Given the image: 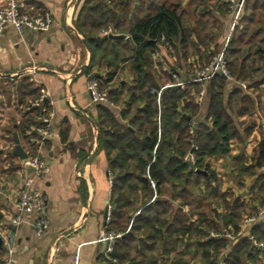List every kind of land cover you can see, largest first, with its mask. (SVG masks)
Listing matches in <instances>:
<instances>
[{"label":"crops","instance_id":"0c3cea01","mask_svg":"<svg viewBox=\"0 0 264 264\" xmlns=\"http://www.w3.org/2000/svg\"><path fill=\"white\" fill-rule=\"evenodd\" d=\"M5 1L0 0V6ZM15 1L22 13H49L52 24L45 32L26 29L17 32L8 25L0 33V226H6L15 236L12 264H70L75 253L79 255V264H105L104 245L98 239L106 226L104 212L110 205L114 176L119 172L118 169L117 172L112 171L114 167L102 135L106 128L101 125L103 131L100 134L99 124L107 112L116 122L129 127L133 113L126 117L123 114L129 98L125 88L132 84L134 77L128 65L134 58L135 46L127 35L113 34L112 28L110 35L117 38L101 36L100 31L95 34L96 30L92 28L95 26L92 23L94 15L100 8L110 9L112 0ZM129 1L130 21L122 25L125 30L133 22L141 21L147 13H152L158 5L180 15L186 43L180 42L179 35L168 47H162L149 57L151 65L147 70L160 85V89L154 91L155 104L159 108L160 94L172 87L173 75L185 82V87L202 83L204 86L199 91L204 90V97L200 100L199 92L193 94L197 105L194 125L206 122L208 102L205 86L209 81L197 80L196 74L204 67L205 57L208 56L210 62L221 50L225 52L234 32L247 26L246 0L238 10H230L222 0H145L143 7L140 6L141 0ZM116 11L121 15V11ZM257 18L258 11L253 19ZM262 35L264 31L259 37ZM95 42L99 45V52L95 49L92 64L91 50ZM101 52L105 54L104 62L99 57ZM33 67H36L33 72H26ZM110 73H114L110 90L108 88L111 96L105 103H92L86 90L89 77L104 79ZM230 77V81L223 78L228 82L226 93L237 86L253 97L258 95V104L254 114L256 127L250 136L242 140L231 139L226 157L207 158V165L216 177L218 191L229 194L226 198L229 207L235 199L240 204L238 230L229 225L222 233L228 241L227 251L229 245L252 239L254 233L264 230V184L261 185L260 181L264 169L255 168L251 175H240L238 166V160L248 158L258 142L264 140V82L256 86L258 90L254 94L251 89L243 90L238 85V82H243L248 86L245 81ZM42 93L45 95L43 106L50 117L51 136L45 140L40 157L48 171L40 177H33L13 154V133L25 153L35 150L28 134L39 136L36 130L41 126V113L30 105ZM33 109L34 112L27 115ZM27 117H34L39 124L29 123ZM156 122L159 123V115ZM29 124L27 139H24L22 129ZM239 132L243 134L242 130ZM248 163L247 160L245 165ZM28 177L32 178L31 189L42 193L46 201V223L41 236L34 230L35 213L24 214L18 227L10 224V217L16 214L19 188ZM213 203L211 208L219 216L227 215L226 210L220 209L223 208L220 204ZM195 219L194 216L192 221ZM225 230L230 237L224 235ZM209 236L220 237L213 231ZM183 251L182 245L176 249L169 248L168 255L163 257L166 262L162 263L181 264L176 257ZM227 251L223 250L222 255ZM194 262L193 258L189 264ZM246 264H264V260L258 257L256 263L247 261Z\"/></svg>","mask_w":264,"mask_h":264},{"label":"trees","instance_id":"16d2710c","mask_svg":"<svg viewBox=\"0 0 264 264\" xmlns=\"http://www.w3.org/2000/svg\"><path fill=\"white\" fill-rule=\"evenodd\" d=\"M140 3L143 7L145 0ZM246 3L247 26L234 32L225 59L229 75L245 81L247 88L255 94L256 86L264 82V35L259 37L264 31V0H246ZM129 7L128 0H112L110 9H98L94 15L96 20H92L95 34L110 26L113 34L127 35L135 46L134 58L128 65L134 77L132 84L125 88L129 98L123 114L126 117L133 113L129 127L116 122L107 112L99 124L100 134L103 131L101 125L106 128L102 135L114 167L112 171L118 169L119 172L114 176V189L110 195L112 209L106 230L121 234V239L116 242L111 257L119 264H163L169 248L182 245L184 251L176 257L181 264H189L193 258L196 261L193 264H221L222 258L225 264L256 263L258 257L264 260V247L259 249L253 243L263 241L264 245V230H258L252 239L229 245L227 251L228 241L222 233L229 225L238 230L240 204L235 199L229 207L226 201L229 194L218 191L216 177L207 165L209 157L228 155L231 139L242 140L250 136L256 127L254 114L258 95L253 97L237 86L226 93L228 82L215 75L205 86L206 122L194 127L197 105L193 94L203 88L202 83L186 86L183 91L176 86L163 90L157 108L154 91H158L160 85L147 70L151 65L149 57L162 47H168L179 35L180 42L185 44L186 34L180 15L164 5L156 6L152 13H147L141 21L133 22L125 30L122 25L130 21ZM116 10L121 11V15ZM95 44L91 50L92 64L99 48ZM99 57L102 62L106 60L104 52ZM205 59L204 67L209 64L208 56ZM113 76L114 73H110L104 79L96 78L100 88L110 90ZM157 115L159 123L156 122ZM27 119L31 124H39L34 117ZM31 124L22 129L24 139H27L26 131ZM189 154L194 157L192 167L186 160ZM247 160L249 163L245 165ZM238 163L240 175H251L255 168L263 170L264 140L258 142L248 158H240ZM262 177L261 185L264 184ZM212 203L220 204L224 208L220 209L226 210L227 215L219 216L211 208ZM184 205L191 208V214L184 212ZM194 216L196 219L192 221ZM211 231L220 237H210ZM223 250L227 251L226 255H222ZM2 254L0 247V258Z\"/></svg>","mask_w":264,"mask_h":264},{"label":"built area","instance_id":"2783aa9c","mask_svg":"<svg viewBox=\"0 0 264 264\" xmlns=\"http://www.w3.org/2000/svg\"><path fill=\"white\" fill-rule=\"evenodd\" d=\"M229 6L230 10H238L243 3L237 0H222ZM52 24V18L49 13H33L25 14L20 10V6L15 0H6L2 6H0V33L6 26H12L17 32L23 30H30L35 32H45L49 29ZM101 36H108L111 34V27L108 26L100 31ZM163 40V37H161ZM36 67H33L26 72H33ZM215 75L224 77L227 80H231L229 75L225 52L221 50L215 55L208 65L200 69L196 74L197 80H204L205 82L210 81ZM173 83L171 86H176L183 90L185 88V82L179 80L177 75L172 76ZM238 85L245 90L246 84L238 82ZM86 90L90 96L91 102L94 104L105 103L108 101V89L100 88L99 81L92 77L87 81ZM204 97V90L199 92V99ZM45 95H42L31 103L32 108L40 110V124L37 128L36 134L38 137H32L28 134L29 142L35 146V150L30 153H26L28 162L34 167L32 172L33 177H40L48 171V167L45 161L40 157L42 146L45 140L51 136L50 128V117L47 115V111L43 106ZM191 161L194 160L192 154H189ZM32 178H25L21 183L18 191V202L16 205V214L10 217V224L12 227H18L23 219L24 214L35 213L37 215L36 221L34 222V230L38 236L44 234V228L46 223V201L42 193L31 189ZM153 186V184H151ZM111 205L107 206L108 214L106 218V225L110 219ZM264 211V209H262ZM230 237V234L226 235ZM121 239V234L115 232H109L106 230V226L100 231L98 241L104 245L103 258L106 261H110L112 264H119L116 259L111 257L116 242ZM0 240L1 247L3 248V254L0 258V264H12L14 255L15 236L12 230L6 226H0ZM257 246V245H256ZM260 248L261 245H258ZM51 259V258H50ZM51 263V261H50ZM221 264H225L222 258ZM70 264H79V255L75 253L70 259Z\"/></svg>","mask_w":264,"mask_h":264},{"label":"water","instance_id":"95a60500","mask_svg":"<svg viewBox=\"0 0 264 264\" xmlns=\"http://www.w3.org/2000/svg\"><path fill=\"white\" fill-rule=\"evenodd\" d=\"M109 38H117V37H114L112 35L109 36ZM93 76H90L89 79H91ZM224 78V77H222ZM195 127V125H194ZM13 141H14V149H13V154L16 155L20 161H22V168L27 172V173H32L34 172V167H32V165L28 162L27 160V155L26 153L23 151V149L21 148L20 144H19V141L16 137V134L13 133ZM187 161L190 160V156L188 155L187 158H186ZM189 166L192 167V164L189 163ZM107 214H108V210L106 209L105 212H104V219H105V223H104V226L106 224V218H107ZM0 247H1V240H0Z\"/></svg>","mask_w":264,"mask_h":264},{"label":"rangeland","instance_id":"374dc122","mask_svg":"<svg viewBox=\"0 0 264 264\" xmlns=\"http://www.w3.org/2000/svg\"><path fill=\"white\" fill-rule=\"evenodd\" d=\"M200 81H203L204 83H205V81L204 80H200ZM172 82V81H171ZM199 92H201V91H199ZM263 137V136H262ZM193 162H194V160H192L191 161V159L188 161V163H191L192 165H193ZM151 184H153V186H154V183L153 182H151ZM167 196H165V198H166ZM183 209L185 210L184 212L188 215V214H191V208L189 207V206H187V205H184L183 206ZM227 234H230L229 232H227L226 230L224 231V235L226 236ZM214 235H215V233H214ZM255 242V241H254ZM257 246L258 245H261V247H260V249H262L263 247H264V245H263V241L262 242H259V243H255Z\"/></svg>","mask_w":264,"mask_h":264}]
</instances>
